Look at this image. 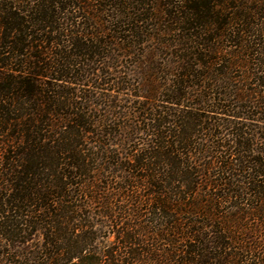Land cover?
Returning a JSON list of instances; mask_svg holds the SVG:
<instances>
[{"label":"trees","instance_id":"16d2710c","mask_svg":"<svg viewBox=\"0 0 264 264\" xmlns=\"http://www.w3.org/2000/svg\"><path fill=\"white\" fill-rule=\"evenodd\" d=\"M235 2L0 0V264H264V143L237 123L264 117V51ZM115 47L155 64L137 142L65 87L99 89Z\"/></svg>","mask_w":264,"mask_h":264},{"label":"rangeland","instance_id":"374dc122","mask_svg":"<svg viewBox=\"0 0 264 264\" xmlns=\"http://www.w3.org/2000/svg\"><path fill=\"white\" fill-rule=\"evenodd\" d=\"M154 0H146V5L144 10L145 16L143 18L155 15L154 4L152 3ZM235 10L233 11L234 17L242 19H248L245 24H247L248 30L254 32L255 39L257 37H261L259 50L264 51V0H237L234 4ZM142 19V16L141 18ZM157 21H147L144 23V27H151L153 24H157ZM161 26V25H160ZM245 26V25H243ZM235 30L242 29V25H234ZM163 28L162 26L160 27ZM254 30V31H253ZM153 33V32H152ZM145 40V39H144ZM254 38L250 39L252 42ZM258 40V39H257ZM157 43L154 42H146L144 41V45L140 47V53H146L147 51L157 49ZM258 48V47H257ZM108 53L111 51L114 58H119L118 61L100 59L99 63H97L96 69L99 74H102L101 79L98 80L97 83H100L102 86L99 89L94 88L92 86V82L89 84L80 85H69L65 86L69 91H76L81 94V96H85L86 98H90V100L94 99L93 102H87L81 99H75V103L84 108L91 116V121L102 120L106 122V126L104 130L111 131L112 137H110L111 143H118V141L123 138L131 137L133 141L137 142L140 139H144L142 134L137 132L139 129L142 130L143 125L141 124L140 118H138L137 113H139V109L142 106H147V101L143 97H141L138 92L139 84H143L146 81H141V73H144L148 68V66L152 69L155 67L148 60L141 59L138 56L135 58H122L123 51L119 48L110 49L106 48ZM228 50V49H227ZM166 53V52H165ZM167 54L162 57V59L167 58ZM162 56V55H161ZM148 62L149 65L147 66ZM162 64L163 61H159L157 64ZM139 64V65H138ZM92 67V66H91ZM109 67L113 68V70L109 69ZM93 68V67H92ZM140 68L142 70H140ZM146 73V72H145ZM244 71L236 69L233 73V77H243ZM92 80H94L92 78ZM122 82L118 86H115L116 82ZM240 81V82H239ZM143 82V83H142ZM233 82V89L240 90L242 88H247L251 90L258 89L256 85H252L250 82L244 83L241 78H236ZM130 87V91H125L124 88ZM123 89V90H122ZM79 94V95H80ZM141 97V98H140ZM110 101H113L111 104ZM105 104V105H103ZM158 105L157 103H155ZM244 105V104H242ZM248 105L249 104H245ZM105 106V107H104ZM110 106V107H109ZM99 107H102L101 110ZM167 108L169 107L166 106ZM170 109L178 113V109L170 107ZM104 110V111H103ZM248 110V109H247ZM251 113L248 114V118L238 120L237 123L243 125V127H247L251 133H255L258 137V143H264V117L260 116L259 110H251ZM247 114V112H244ZM136 131V132H135ZM120 139V140H119ZM116 151H120V149L116 148Z\"/></svg>","mask_w":264,"mask_h":264}]
</instances>
